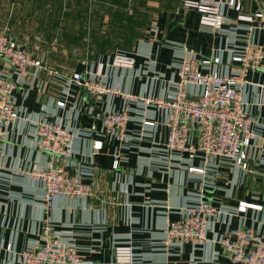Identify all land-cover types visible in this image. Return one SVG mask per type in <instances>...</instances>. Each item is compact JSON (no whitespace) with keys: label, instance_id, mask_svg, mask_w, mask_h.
Instances as JSON below:
<instances>
[{"label":"crops","instance_id":"1","mask_svg":"<svg viewBox=\"0 0 264 264\" xmlns=\"http://www.w3.org/2000/svg\"><path fill=\"white\" fill-rule=\"evenodd\" d=\"M136 1L127 0V11L136 8L135 14L155 15L156 20L126 52L136 57L135 66H108L103 74L108 83L120 80L125 92L173 99L171 82L177 79V65L185 48L219 56V70L225 72L230 70L235 44L250 38L264 47V27L257 25L258 21L237 18L242 13L264 12V0H236L240 9L222 0V10L231 20L219 30L202 25L200 14L184 8V0H141V6ZM54 2L0 0V34L5 17L14 15L15 38L22 45H33L36 31L48 32L44 37L49 40V32L56 26ZM69 15L74 20L65 21L64 28L85 22L86 6ZM111 57L101 55L61 72L32 68L20 78L15 97L22 118L13 124L9 136L0 140V264H17L19 252L41 240L44 189L29 171L35 162L44 165L49 155L37 147L35 123L31 122L35 119L62 121L76 135V154L68 165L73 173L68 170L95 188L92 196L57 197L51 211L55 230L78 246L83 264H128L115 261L117 244L134 246L135 264H235L220 244L222 237L232 229L252 226L264 238V69L250 72L243 93L248 110L257 118L259 134L249 169H243L231 160L200 152L192 159L187 153L167 152V111L142 100L129 104L126 136L119 140L108 134L103 113L124 109L125 100L106 95L99 101L72 76L74 72L97 76L99 63ZM235 68L232 64L231 69ZM0 78H17L16 70L3 58ZM190 89L188 95L199 97L200 87ZM58 100L66 105H58ZM144 120L155 121V125H146ZM192 130V141H196L200 127L194 124ZM94 140L103 141L101 150L94 151ZM192 165L205 167L206 172L190 171ZM20 168L25 169L22 176ZM204 198L214 199L220 210L210 222L211 240L204 245H166L164 226L181 219L187 205ZM241 201L263 207L240 212ZM8 244L12 250L7 249Z\"/></svg>","mask_w":264,"mask_h":264},{"label":"built area","instance_id":"2","mask_svg":"<svg viewBox=\"0 0 264 264\" xmlns=\"http://www.w3.org/2000/svg\"><path fill=\"white\" fill-rule=\"evenodd\" d=\"M228 3L240 9L241 3L229 0ZM222 0H184L186 9L200 14V23L214 30L221 29L231 20L222 10ZM239 20L264 27V12L239 14ZM0 58L5 59L17 72L15 80L0 78V140L7 138L13 124L22 118L15 90L20 78L30 72L44 68L43 62L14 36L5 32L0 34ZM219 56H206L193 48H185V54L177 65V79L172 80L175 94L165 101L150 95L138 96L125 92L122 82L108 83L103 78L108 66L117 68L134 67L136 57L126 52H116L106 63L100 62L97 76L87 72H74L72 78L83 84L102 101L106 95L120 96L126 106L122 110H109L103 113L106 132L122 140L126 136L127 124L131 119L129 104L142 100L167 111L168 137L166 150L169 153H187L190 159L197 153L206 157L224 158L233 161L243 169H249L250 154L258 146L257 118L248 110L243 93L249 84L252 71L264 69V47L248 38L231 49L230 70L221 71ZM235 66L236 70L232 68ZM57 72V70H55ZM193 86L201 88L197 100L188 98ZM65 106L64 100H58ZM37 147L49 155L44 165L35 162L29 175L44 189L42 230L40 243L29 245L19 252L17 264H83L78 246L54 228L51 211L55 199L67 195L71 197L92 196L95 188L68 169L69 161L75 157L76 135L62 121L35 119ZM146 125L155 121L144 120ZM200 127L197 140L192 141V128ZM94 151L103 148L102 140L92 142ZM119 160L115 158L114 166ZM25 169L20 168L22 176ZM190 171L206 172L205 167L189 166ZM248 207L262 208L261 204L241 201L238 211ZM214 199L204 198L187 205L179 220H170L163 229L166 245L189 243L204 245L211 239L208 235L210 222L219 212ZM228 256L235 264H264V238L252 226L232 229L220 240ZM7 249L12 250V244ZM114 259L119 263H136L135 248L132 244L114 246Z\"/></svg>","mask_w":264,"mask_h":264},{"label":"rangeland","instance_id":"3","mask_svg":"<svg viewBox=\"0 0 264 264\" xmlns=\"http://www.w3.org/2000/svg\"><path fill=\"white\" fill-rule=\"evenodd\" d=\"M137 2L141 6V0L136 1V5ZM54 3L56 26L54 31L49 32L50 39H45L48 32L36 31L33 45L27 48L42 60L45 68L60 72L65 68L73 69L81 62L93 61L101 55L111 56L116 52L132 50L134 43L157 17L135 14L136 8L135 13H130L127 11V0H55ZM82 6H86V21L71 23L64 28L65 21L73 18L69 13L82 9ZM13 21L14 15L5 17L3 32L17 37Z\"/></svg>","mask_w":264,"mask_h":264},{"label":"water","instance_id":"4","mask_svg":"<svg viewBox=\"0 0 264 264\" xmlns=\"http://www.w3.org/2000/svg\"><path fill=\"white\" fill-rule=\"evenodd\" d=\"M187 97L190 99H196V100L199 98V97H194V96H190V95H188ZM67 169H69L72 172V167L68 166Z\"/></svg>","mask_w":264,"mask_h":264}]
</instances>
